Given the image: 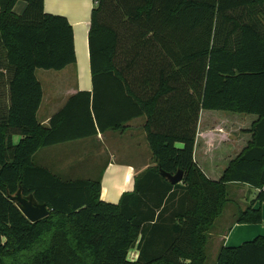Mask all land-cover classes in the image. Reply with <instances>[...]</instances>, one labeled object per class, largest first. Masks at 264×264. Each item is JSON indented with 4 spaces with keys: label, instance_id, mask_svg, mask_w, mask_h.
Listing matches in <instances>:
<instances>
[{
    "label": "trees",
    "instance_id": "16d2710c",
    "mask_svg": "<svg viewBox=\"0 0 264 264\" xmlns=\"http://www.w3.org/2000/svg\"><path fill=\"white\" fill-rule=\"evenodd\" d=\"M17 1L0 0V43L13 71L8 120L0 121V264H205L206 231L229 200L228 184H249L259 189L255 202L264 201V20L232 16L264 0H97L89 30L93 92L71 96L50 129L37 120L42 85L36 69L76 61L73 26L66 16L46 12L44 0H24L16 14ZM225 22L234 23L229 32L240 28L232 45L222 39ZM129 24L136 36L179 35L185 58L171 66L185 76H139L134 62H120L122 29ZM201 109L258 116L252 140L219 181L194 161ZM141 115L148 118L156 165L137 176L118 203L101 199L99 179L66 181L32 161L42 146L119 129ZM10 127L22 135L19 142H10ZM160 167L182 169V182H169ZM20 185L51 213L31 222L8 196ZM236 221L261 222V208L248 206ZM133 248L135 260L128 256ZM215 264H264V236L222 246Z\"/></svg>",
    "mask_w": 264,
    "mask_h": 264
},
{
    "label": "crops",
    "instance_id": "0c3cea01",
    "mask_svg": "<svg viewBox=\"0 0 264 264\" xmlns=\"http://www.w3.org/2000/svg\"><path fill=\"white\" fill-rule=\"evenodd\" d=\"M96 2L97 0H44L46 12L64 15L72 24L76 51V61L63 69H36V76L42 85V100L37 111V120L48 129L51 127L52 117L66 105L71 96L80 91L93 92L89 30L92 9L97 5ZM26 5V1L19 0L13 10L16 14H21ZM233 24L232 22L224 23L223 41L226 39L228 42L238 41L240 28L237 31H228L233 28ZM128 26L126 30L122 29L119 42L118 57L120 62H134L133 73L139 76L175 75L179 78L185 76L179 65L177 66L175 63L172 65L173 68L171 66L173 60L185 58L179 35L166 34L168 32L166 31L165 36L162 37L156 36L154 31H149L136 36L137 27L130 24ZM192 44L193 41L190 40V45L192 46ZM53 71L56 72L53 73ZM69 74L74 75L76 79L70 80ZM12 76L13 71L6 63V52L0 43V121L8 120ZM45 81L48 82L47 90ZM193 92V89L190 88V93ZM191 110L192 106H190ZM147 119V115H141L128 120L119 129L108 128L105 131H98L96 135L42 146L33 154L32 161L66 181L99 179L102 186L101 199L118 203L124 192L134 189L135 178L149 167L156 165L145 127ZM257 119L256 114L214 109L200 110L196 120L194 161L209 179L214 181L221 179L230 162L252 140L253 134L249 130ZM9 134L11 143L19 142L22 137L15 127H10ZM178 145L182 146L180 143ZM105 154L108 157L100 163L102 169H100L101 175L98 179L77 177L76 174L87 165L86 163L82 164V158H93V155L103 160ZM66 155L75 156L73 158L81 157V159L68 160L64 167H60L52 161ZM128 156L137 159H127ZM95 161L94 159L93 162ZM228 185V191L233 188V191L242 193L250 192L254 188L244 183L230 182ZM254 189L257 194L259 189ZM255 204L254 207H260L262 216H264L263 201H256ZM235 219L237 220V217ZM236 220L235 223H238ZM246 224L248 225L241 226L244 227L242 231L249 230V232L253 231V236H264V229L259 228L255 223ZM226 232L220 234L221 241L218 252L222 246H238L235 242L230 244L231 238H229V234L226 235ZM234 239H241L243 242H245L244 240L251 241L247 234L241 232Z\"/></svg>",
    "mask_w": 264,
    "mask_h": 264
},
{
    "label": "rangeland",
    "instance_id": "374dc122",
    "mask_svg": "<svg viewBox=\"0 0 264 264\" xmlns=\"http://www.w3.org/2000/svg\"><path fill=\"white\" fill-rule=\"evenodd\" d=\"M252 13L254 14V16H258L260 20H264V6H253L252 8L246 7L242 10H238L237 12H233L232 16L233 18L240 19L242 21H247V20L249 21L250 19L249 14L252 15ZM55 72L56 71H53V73ZM68 77L70 80L76 79L75 76L71 74H69ZM44 83H45V88L47 90L48 82L45 81ZM90 153L93 154L92 151H90ZM105 155H103V160L102 158L94 157L93 155H92L93 158H82L83 159L82 164L86 163L87 165L82 167V169L80 168L81 169L80 172L76 174L77 177H87V178L98 179L101 175L100 169H102L100 167V163L101 161L104 162V160L107 159L108 157L107 154ZM61 157L62 158H59V157L55 158L54 159L55 161L52 160L54 163H56V165L58 164L60 167H64V165L67 164L68 160L72 161L73 159H81V157L73 158L75 156L72 157L69 155L61 156ZM94 159L96 160L95 162H93ZM127 159L135 160L137 158H133V156H128ZM232 189L233 188H230L229 190V193H228L229 200L225 204L222 214L215 218L211 227L208 229V231H206V243H205L204 249L207 255V260L205 264H215L216 263L217 253H218V249H219L220 241H221L220 234L224 233V231L225 232L227 231L226 235L229 234L230 236L229 238H231L230 244L235 242L236 245H240L243 243V240L241 239H240L241 241L239 239H234L235 236L240 232L243 234H247L248 237L251 238L250 240L254 239L257 236V235L253 236L252 234L253 231L251 232H249V230L246 232L242 231V228L244 227H241V226H246L248 224L235 223V220H236L235 217H238L239 212L241 210H244L245 207L251 206L252 204L254 206L255 200L257 197L255 189L253 188L250 192L245 191L244 192L245 194L239 191H233ZM255 225L258 226L259 228L264 229V216H262V221L259 223H255ZM244 241H247V240H244ZM136 254H137V250L136 248H134L130 251L128 256L130 259L131 258L136 259Z\"/></svg>",
    "mask_w": 264,
    "mask_h": 264
},
{
    "label": "water",
    "instance_id": "95a60500",
    "mask_svg": "<svg viewBox=\"0 0 264 264\" xmlns=\"http://www.w3.org/2000/svg\"><path fill=\"white\" fill-rule=\"evenodd\" d=\"M159 169L161 174L173 184L182 182L184 178L182 169H178L175 173L167 172L162 167ZM8 196L31 222L43 219L51 213L47 204L39 202L33 193L25 194L22 185L19 186L15 193H8Z\"/></svg>",
    "mask_w": 264,
    "mask_h": 264
},
{
    "label": "built area",
    "instance_id": "2783aa9c",
    "mask_svg": "<svg viewBox=\"0 0 264 264\" xmlns=\"http://www.w3.org/2000/svg\"><path fill=\"white\" fill-rule=\"evenodd\" d=\"M97 3V2H96Z\"/></svg>",
    "mask_w": 264,
    "mask_h": 264
}]
</instances>
